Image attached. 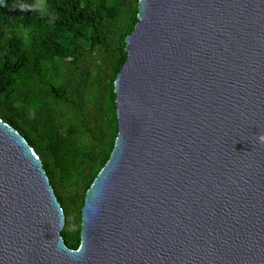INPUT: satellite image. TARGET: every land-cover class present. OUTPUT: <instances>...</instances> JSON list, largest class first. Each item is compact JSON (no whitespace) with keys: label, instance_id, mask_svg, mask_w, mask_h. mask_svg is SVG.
<instances>
[{"label":"water","instance_id":"1","mask_svg":"<svg viewBox=\"0 0 264 264\" xmlns=\"http://www.w3.org/2000/svg\"><path fill=\"white\" fill-rule=\"evenodd\" d=\"M138 17L77 250L0 119V264H264V0H139Z\"/></svg>","mask_w":264,"mask_h":264},{"label":"trees","instance_id":"2","mask_svg":"<svg viewBox=\"0 0 264 264\" xmlns=\"http://www.w3.org/2000/svg\"><path fill=\"white\" fill-rule=\"evenodd\" d=\"M138 13L139 0H0V119L42 159L72 250L115 148V81Z\"/></svg>","mask_w":264,"mask_h":264}]
</instances>
